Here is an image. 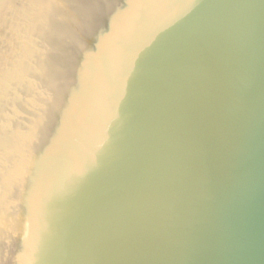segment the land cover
I'll return each mask as SVG.
<instances>
[{
	"label": "water",
	"instance_id": "water-1",
	"mask_svg": "<svg viewBox=\"0 0 264 264\" xmlns=\"http://www.w3.org/2000/svg\"><path fill=\"white\" fill-rule=\"evenodd\" d=\"M0 264H264V0H0Z\"/></svg>",
	"mask_w": 264,
	"mask_h": 264
}]
</instances>
